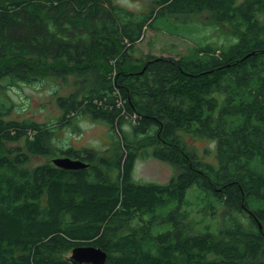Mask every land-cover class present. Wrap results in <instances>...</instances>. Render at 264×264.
<instances>
[{
	"label": "trees",
	"instance_id": "16d2710c",
	"mask_svg": "<svg viewBox=\"0 0 264 264\" xmlns=\"http://www.w3.org/2000/svg\"><path fill=\"white\" fill-rule=\"evenodd\" d=\"M151 1L0 0V264H72L78 245L106 264H264V0ZM167 16L230 40L135 58L148 30L178 35ZM58 81L59 117L14 116L8 88ZM84 119L110 148L62 145ZM147 157L175 175L136 181Z\"/></svg>",
	"mask_w": 264,
	"mask_h": 264
},
{
	"label": "rangeland",
	"instance_id": "374dc122",
	"mask_svg": "<svg viewBox=\"0 0 264 264\" xmlns=\"http://www.w3.org/2000/svg\"><path fill=\"white\" fill-rule=\"evenodd\" d=\"M118 4L143 12L152 7L151 0H115ZM157 22L158 26L165 25L175 30L179 29L178 35L166 31L148 30L143 39L137 43L135 58L145 59L151 56H166L179 58L188 52V49L197 44L215 43L224 44L230 39L228 35L221 34L217 26L207 22L205 16H191L188 22L173 23L169 17H161ZM199 21V22H198ZM175 24V25H174ZM172 26V27H171ZM58 87V89H57ZM72 85L66 86L63 82H53L22 85L8 88L7 96L14 104V116L18 119L31 118L41 122L52 121L59 117L61 111L56 103L55 91L59 95H67L72 91ZM79 131L72 132L70 129H63L59 134L62 145H73L75 147H89L99 151L110 148L113 142L112 135L107 128L100 123H93L87 119L78 122ZM200 151L209 148V143L204 141L194 142ZM44 158H33L30 166L44 163ZM175 175L174 169L152 157L139 159L134 172V179L139 182H155L166 184Z\"/></svg>",
	"mask_w": 264,
	"mask_h": 264
},
{
	"label": "water",
	"instance_id": "95a60500",
	"mask_svg": "<svg viewBox=\"0 0 264 264\" xmlns=\"http://www.w3.org/2000/svg\"><path fill=\"white\" fill-rule=\"evenodd\" d=\"M54 165L63 170H78L87 167V164L80 160H73L67 157L53 159ZM69 260L72 264H106L107 253L100 248L93 246H79L71 250Z\"/></svg>",
	"mask_w": 264,
	"mask_h": 264
}]
</instances>
